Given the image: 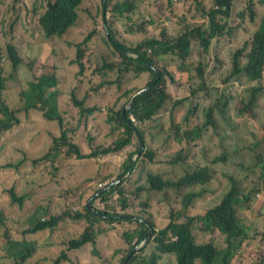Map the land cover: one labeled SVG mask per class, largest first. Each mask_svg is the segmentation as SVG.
<instances>
[{"label":"trees","instance_id":"1","mask_svg":"<svg viewBox=\"0 0 264 264\" xmlns=\"http://www.w3.org/2000/svg\"><path fill=\"white\" fill-rule=\"evenodd\" d=\"M17 1L38 18L34 38L42 32L44 41L60 50L58 62L50 50L33 47L32 59L39 60L43 72L24 91V110L42 111L46 119L58 123L61 134L46 129L51 143L36 157L27 154V143L16 140L18 150L0 153V170L43 163V175L59 179L63 170L77 172L72 170L73 160H104L112 155L122 160L116 172H104V161H99L98 172H82L83 184L94 181L80 195L79 202L89 192L83 209L72 207L57 215L46 207L31 217L16 213L20 232L3 237L0 245L9 248L0 247V264H8L7 259L14 264L44 260L50 264H100L87 263L77 252L91 244L93 252L102 257L99 242L105 236H120L121 240L101 264H157L164 254L178 264H264V230L256 226L264 172L253 186L245 185L238 171L218 169V164L228 162L227 153L214 155L204 142L208 125L218 123L211 97L233 81L246 78L253 83L238 103V113L248 119L262 114L258 107L264 93V0H191L198 7L192 13L194 21L186 9L190 0H96L97 9L90 12L96 26L82 41L68 40L66 34L79 23L84 0ZM19 15L16 3V18ZM199 17L202 21H196ZM167 20L177 25L176 33L165 24ZM100 31L113 58L103 56V63L96 61L97 66L104 76L109 70H117L118 76L110 81L117 83L116 91L108 93L103 87L109 81L93 89L92 85L82 88L83 73L93 60L84 58L93 35ZM197 41L215 54L213 64L189 62ZM65 49L73 57L62 55ZM6 50L16 76L32 67V63L25 65L27 59L17 45L9 42ZM2 58L0 53V139L22 124V110L7 100L8 78ZM66 64L75 73L63 74ZM131 74L136 76L135 82L146 79V83L128 86L125 82ZM182 111L187 119L179 122ZM105 126L108 132L104 134ZM99 138L103 140L98 143ZM172 141L178 148L173 153L163 151ZM12 143L16 144L7 141L6 146ZM170 164L178 166L173 174L165 169ZM129 171L130 176L118 181ZM17 172L25 176L24 169ZM136 173L140 175L137 182L133 180ZM103 180L108 184L100 186ZM20 187L24 185L5 186L0 181V198L10 197L12 205L23 207L30 192L22 193ZM154 191L161 195L158 200ZM171 192L178 194L172 197ZM209 200L210 206L202 204ZM247 202L254 206L242 210ZM3 208L0 220L9 229ZM159 217L166 223H160ZM68 219L78 226L71 238L62 239L60 254L29 262L43 246L37 235H47V230L53 234ZM143 240L146 243L137 248Z\"/></svg>","mask_w":264,"mask_h":264},{"label":"rangeland","instance_id":"2","mask_svg":"<svg viewBox=\"0 0 264 264\" xmlns=\"http://www.w3.org/2000/svg\"><path fill=\"white\" fill-rule=\"evenodd\" d=\"M85 6L87 4L92 5L96 10L98 6V1L96 0H85ZM100 2V1H99ZM16 3L18 6V11L20 13L19 17L16 18ZM13 4V5H12ZM189 7L186 9L191 12L190 21H194L193 12L197 11L198 7L195 2L190 0L187 3ZM102 11L98 14V21H102ZM196 21H202V18L199 17ZM13 24V26H12ZM166 25L172 27L174 33L177 32V25L173 24L172 21L167 20ZM38 26V18L32 16L28 13L27 7L17 1V0H0V53H2V64L5 67V76L7 79V100L9 104L15 108L22 110V124L11 130L8 133H5L0 139V153L10 152L12 149H19L18 140L22 145L27 143V154L30 157H36L38 154H43L48 147V144L51 143V139L48 136L46 129H51L58 134H61V128L58 123L55 121H50L45 118L44 113L38 109L32 108L30 111L24 110L26 107L27 99L24 96V91L27 90L30 86V83L36 78L37 75H40L43 70L38 59H32L33 47L38 48L43 47L45 51L50 50L54 56H56L59 62L60 50L56 46H51L49 42H45L41 35L38 36V39L34 38ZM96 26V23L91 16L90 12L86 9L81 10V16L79 18V23L77 26L71 27L69 32L66 34V39L68 40H84ZM102 29V27H100ZM104 35L103 31L97 32L93 35L91 39V44L87 49V56L84 60H89L88 57L93 59L89 60L88 67L83 73L85 84L82 85L83 89L92 85L93 87L99 85L104 81H113L118 78L116 71L109 70L108 74L104 76L100 67L97 66L98 61L102 64V57L107 56V58H113V50L110 51L109 46L102 40ZM133 40L137 41L138 38ZM9 42L17 45L22 55L26 57L25 65L32 63V67L28 68L25 72L19 73L16 76L15 69L12 64L9 63V58L7 56L6 47ZM238 46V45H237ZM193 52L189 56V62H194L195 65L203 63L204 65H211L215 62V54L208 50L205 51L200 43L197 41L192 46ZM62 55L67 56L68 58L73 57L70 50L61 51ZM5 59V61H4ZM74 61V59H73ZM171 61V60H170ZM172 62V61H171ZM75 67H78L74 62ZM21 69L20 71H22ZM63 74H73L75 69L72 68L69 64L63 68ZM79 74V71L76 72ZM42 75V74H41ZM39 77V76H38ZM136 76L131 74L128 76V80L125 82L128 86L137 84L143 86L146 83V79L143 81L135 82L134 79ZM89 81L91 83L89 84ZM250 83L246 78H242L240 81H233L222 90L214 92L211 99L214 104L217 106L216 118L218 120L217 125H209L206 128L204 142L209 147L210 152L214 155H220L223 152L228 155V162L225 165L218 164L217 167L220 171L233 173L235 171L239 172L240 177L243 179L245 185L253 186L255 182L258 181L259 176H263V163H264V93L261 95V115L257 119H248L246 116H241L236 107L240 99L244 95L249 94V85ZM117 83H109L103 87L104 93L116 91ZM83 94H86V91H83ZM230 95L232 96L231 98ZM228 103V105H225ZM185 111L179 113L178 121H186ZM185 125V124H184ZM104 134L107 133L108 127L105 126ZM35 133V136H34ZM34 137L33 139H29ZM103 138H99L97 142L102 141ZM7 141H14L16 144L12 143L8 146ZM173 143V142H172ZM170 143V145L172 144ZM88 144V142H87ZM167 148V152L173 153L178 147L171 145ZM22 152V151H21ZM122 160L121 156H110L104 160L92 159V160H73L72 161V170H77V172L69 173L65 170L59 175V179H53L51 176H45L44 174V165L40 164H31L24 165L22 164L18 169L15 167L5 168L4 171L0 170V181H5V186L15 185L16 183H21L24 187H20V192H30V195L27 197L25 205L23 207L18 204L12 205L10 197L0 198V206H5L8 211L5 209L4 215L5 219L9 225V229L6 228L2 221L0 220V243L3 237H14L20 232V221L16 218V213L26 214L28 217L34 215V213L42 212L46 207L50 208V211L57 215H62L63 211L77 207L83 209V205L89 197V192L86 191L85 198L80 201V195L86 190L87 186L91 185L94 181H89L83 184L84 175L82 172L94 173L98 172L100 168L99 161H104V172L111 173L116 172L117 165ZM262 162V164H261ZM178 166L170 164L166 166V170L169 174H173V169H177ZM159 168V167H158ZM19 169H24L25 176L19 174L17 171ZM140 175L136 173L133 176L135 182L138 181ZM147 180V173L144 172L143 182ZM107 180H103L106 182ZM80 184V188L76 187ZM73 189V190H72ZM146 195V192H143ZM153 196L158 200L161 195L157 192L152 193ZM178 193L171 192L172 197H175ZM117 197V196H116ZM258 208L260 209V216L258 217L257 224L260 231L264 230V185L263 190L259 194ZM201 201V198L199 199ZM205 206H210L211 201L203 202ZM254 206L253 202H247L242 205V210H248V206ZM113 208V207H111ZM12 213L13 215H10ZM256 212L251 214L254 218ZM45 219V218H44ZM160 223H166L161 217H159ZM252 220L248 219L247 223H251ZM163 224V225H164ZM78 222L75 220L68 219L62 226L58 227L53 234L51 230H47V235L39 234L38 241L43 243V246H39L35 255L29 259V262L36 263L44 256L52 255L57 256L62 251L64 247L62 239H69L72 237V234L76 232ZM256 233V231H254ZM55 240V241H54ZM121 237L112 236V237H103L99 242V249L103 251L104 255L98 256L93 252V245L89 244L77 252L83 260L86 262H98L103 263L107 258H110L113 254L115 245H119ZM0 247H9L1 244ZM251 255V254H249ZM8 256V254H7ZM0 259L2 257L0 256ZM168 264H178L170 256L165 259ZM8 264H14L11 260L7 259ZM17 264V263H16ZM40 264H50L49 261L44 260ZM159 264V263H158ZM160 264H162V259H160Z\"/></svg>","mask_w":264,"mask_h":264},{"label":"clouds","instance_id":"3","mask_svg":"<svg viewBox=\"0 0 264 264\" xmlns=\"http://www.w3.org/2000/svg\"><path fill=\"white\" fill-rule=\"evenodd\" d=\"M85 4H86V2H85V0L83 1V3H82V7L80 8V11L82 10V9H86L87 11H89V12H91V11H93V7H92V5H90V4H87L88 5V7L87 6H85ZM136 55L137 56V54L135 53V52H133V54H131V55ZM241 100V99H240ZM240 102V101H239ZM260 106H261V103H260ZM258 107V109L260 110V108L261 107ZM242 116V115H241ZM132 119L133 120H135V118H134V116H132ZM218 124V123H217ZM209 125H211V124H209ZM208 125V126H209ZM167 127H168V125H167ZM160 130V128H157L156 129V131H159ZM172 142H174V141H172ZM172 142H170V143H172ZM170 145V144H169ZM168 146V145H167ZM166 146V148L163 150V151H166L167 150V148L169 147H167ZM127 174V173H126ZM125 174V175H126ZM108 184V181H106V182H102L101 184H100V186H104V185H107ZM92 204V203H91ZM143 242V241H142ZM141 244V243H140ZM170 255L169 254H164V256L163 257H161V258H159L158 259V261H157V264L159 263L160 264V259H162V264H168V262H166L165 261V259L167 258V257H169ZM175 262H176V259L175 258H173L172 256H170ZM197 264H200V263H197Z\"/></svg>","mask_w":264,"mask_h":264},{"label":"water","instance_id":"4","mask_svg":"<svg viewBox=\"0 0 264 264\" xmlns=\"http://www.w3.org/2000/svg\"><path fill=\"white\" fill-rule=\"evenodd\" d=\"M131 174H132V172L129 171L126 175H124L123 177H121L118 181H121L122 179H124V178L130 176ZM90 207L93 208L91 203H90ZM149 236H150V235H149ZM149 236H148V237H149ZM145 243H146L145 240H143V242H142L140 245H138L137 248H141Z\"/></svg>","mask_w":264,"mask_h":264}]
</instances>
